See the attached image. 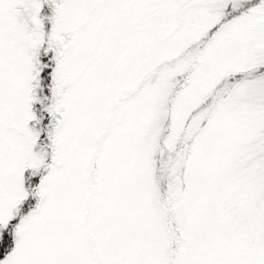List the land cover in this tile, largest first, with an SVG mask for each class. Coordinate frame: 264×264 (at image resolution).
<instances>
[{
	"label": "snow or ice",
	"instance_id": "obj_1",
	"mask_svg": "<svg viewBox=\"0 0 264 264\" xmlns=\"http://www.w3.org/2000/svg\"><path fill=\"white\" fill-rule=\"evenodd\" d=\"M0 264H264V0H0Z\"/></svg>",
	"mask_w": 264,
	"mask_h": 264
}]
</instances>
